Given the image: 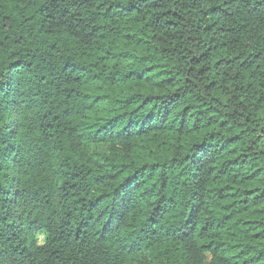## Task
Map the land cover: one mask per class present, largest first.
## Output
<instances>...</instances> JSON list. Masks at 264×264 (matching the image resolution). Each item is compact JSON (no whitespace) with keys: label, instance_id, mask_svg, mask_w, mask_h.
Here are the masks:
<instances>
[{"label":"trees","instance_id":"16d2710c","mask_svg":"<svg viewBox=\"0 0 264 264\" xmlns=\"http://www.w3.org/2000/svg\"><path fill=\"white\" fill-rule=\"evenodd\" d=\"M0 264H264V0H0Z\"/></svg>","mask_w":264,"mask_h":264},{"label":"rangeland","instance_id":"374dc122","mask_svg":"<svg viewBox=\"0 0 264 264\" xmlns=\"http://www.w3.org/2000/svg\"><path fill=\"white\" fill-rule=\"evenodd\" d=\"M39 240H40V243L43 241V238L42 237H39Z\"/></svg>","mask_w":264,"mask_h":264}]
</instances>
